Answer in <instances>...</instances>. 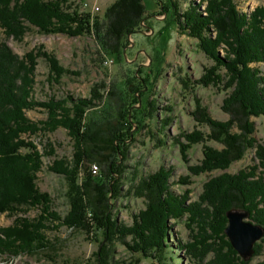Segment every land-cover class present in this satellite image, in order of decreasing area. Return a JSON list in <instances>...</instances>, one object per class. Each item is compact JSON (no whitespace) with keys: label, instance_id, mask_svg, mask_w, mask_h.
I'll list each match as a JSON object with an SVG mask.
<instances>
[{"label":"trees","instance_id":"obj_1","mask_svg":"<svg viewBox=\"0 0 264 264\" xmlns=\"http://www.w3.org/2000/svg\"><path fill=\"white\" fill-rule=\"evenodd\" d=\"M170 2L159 3L161 12L173 18L181 32L196 39L205 56L214 61L215 65L201 79L203 85L224 82L223 88L229 90L222 108L232 116L230 121L217 122L208 114L200 116L212 128L208 138L224 148L217 150L205 146L204 159L192 168L193 173L225 171L253 149L259 163L237 174L225 173L211 178L200 202L191 204L186 203L188 196L181 197L171 190L173 170L163 167L141 178L134 188L137 196L147 198V208L133 215V225L119 224L108 211L110 199L120 197L115 177L122 175L126 167L114 160L122 156L125 161L128 157L125 143L130 125H134L131 121L135 116L129 111L132 105L124 108L125 104L117 103L110 119L86 120L87 115L105 101L101 93L105 86L91 89L89 98L67 95L57 99L53 95L46 102H37L32 94L37 59L41 56L46 59L50 83L61 84L63 76L75 73L60 66L54 56L42 50L31 52L21 60L3 43L0 45V215L17 216L22 207L25 210L36 208L39 214L32 220L17 216L10 227L0 228V256L17 258L56 248L46 235L53 230L50 227L55 222L53 219L60 221L61 218L50 211V195L41 192L35 184L42 162L36 148L25 141L23 135L38 130L52 133L62 128L72 139L74 152L70 160H55L49 171L64 176L67 181L66 198L70 209L61 222L63 226L89 231V223L93 220L96 230L104 232L107 243L120 239L135 254L165 262L170 222L184 216L198 224L210 241L225 242L235 257L231 260L223 251H216L213 264H249L232 249L224 230L228 226L226 215L232 209L248 213L247 219L252 224L264 227V147L253 137L256 130L252 121L253 118L264 119V74L255 66L264 63V6L259 5L248 14L242 13L233 0H200L199 3L191 0L189 8L179 13V7L169 5ZM205 2L203 14L201 4ZM146 19L143 0H116L103 16L80 12L74 0H0V29L7 38L22 41L33 28L43 35L70 38L93 35L105 53L119 59L124 57L129 45L128 36L138 32ZM221 46L225 47L223 56L219 55ZM107 94L122 102L120 91ZM134 104H137L135 98ZM152 104L150 102L148 107L152 108ZM39 107L47 112L46 120L39 124L28 121L24 113ZM185 137L189 144L182 146V153L192 144L206 140L200 132ZM46 149L49 151L46 155H55L52 145L47 144ZM103 152L107 154L104 156ZM103 160L108 161L107 175H93V164ZM259 168L263 170L261 173ZM127 238L132 241L131 245L125 242ZM261 244L254 246L255 255L261 254ZM104 251L106 256L108 250ZM257 264H264V258Z\"/></svg>","mask_w":264,"mask_h":264},{"label":"rangeland","instance_id":"obj_2","mask_svg":"<svg viewBox=\"0 0 264 264\" xmlns=\"http://www.w3.org/2000/svg\"><path fill=\"white\" fill-rule=\"evenodd\" d=\"M115 1L74 0L80 12L96 16H103ZM167 1L143 0L148 19L142 23L138 32L128 36L129 45L125 57L122 56L121 59L105 53L93 35L76 38L56 34L43 35L38 29L33 28L26 33L22 41H17L12 37L7 38L0 29V45L6 44L21 60L31 52L42 50L54 56L60 66L77 74L63 76L61 84L50 83L48 81L50 68L46 59L41 56L36 60L37 68L33 77L32 94L35 101L46 102L53 95L57 99L65 98L67 95L89 98L91 89L105 86L106 89H101L105 101L100 102L86 118L96 122L110 119L117 103L125 104L124 108L132 105L129 111L135 116H132L131 121L134 125H130L131 129L126 134L128 141L125 143L128 157L125 161L122 160V156L114 160L120 166L126 167L122 175L115 177L120 197L118 195L110 199L108 211L114 221L126 226L133 225V215L147 208V198L137 196L134 188L140 184L141 178L154 174L163 167L173 170L170 179L171 190L181 197L188 196L186 203L191 204L200 202L204 187L211 178L225 173L237 174L259 163L253 149L241 160L233 162L225 171L217 170L198 175L193 173L192 168L199 166L204 159L205 146L217 150L224 148L221 143L208 138L212 134V128L200 116L208 114L217 122L230 121L232 116L222 108L229 90L223 88L224 82L203 85L201 79L205 72L215 65L214 61L205 56L197 46L196 39L181 32L178 23L161 12L159 3ZM170 1L169 5L172 3L179 7V13L186 11L191 2ZM192 1L199 3L200 0ZM233 1L242 13L248 14L259 5L264 6V0ZM205 8L206 2L201 4V13H205ZM224 48L221 46L220 56L224 55ZM255 66L264 74V63ZM219 74L222 75L223 72L219 71ZM112 90L118 94L121 92L122 102L116 96H108L107 92H113ZM134 98L137 104H134ZM150 102L153 103L152 108L148 107ZM24 114L28 121L38 124L47 117V112L40 107L27 110ZM252 121L256 130L253 137L264 147V119L253 118ZM234 131L237 132L238 129ZM195 132L202 133L206 140L192 144L182 153V146L189 144L185 135ZM23 139L33 144L42 162L41 169L36 173L35 184L41 192L50 195L48 205L49 208L51 206L50 211L61 218L60 221L53 219L55 222L50 225L53 230L47 231L46 235L56 248L34 255L23 254L17 258L0 256V264H100V260L103 261L102 264H213L216 251H223L226 257L233 259L231 257L234 255L226 248L225 242H214V239L210 241L204 230L199 229L198 224L191 223L184 216L180 220L170 222L165 262L158 258H145L135 254L120 239L107 243L104 232L96 230L93 220L89 223L91 225L89 231L72 230L63 226L61 222H64V216L70 209L66 198L67 181L64 176L49 171V168L54 166L55 160L71 159L74 152L73 141L66 129L62 128L46 134L38 130L23 135ZM47 144L52 145L55 150L54 156L46 155V152H49L46 149ZM104 154L107 153L103 152ZM107 163L108 161L103 160L100 164L97 162L93 164L92 174L105 177ZM262 171L259 168V172ZM21 210L17 216L30 220L36 219L39 214L36 208L25 210L22 207ZM17 216L6 213L0 215V228L10 227ZM226 240L229 241L227 236ZM125 242L132 244L130 238ZM189 246L196 249L192 250L188 248ZM261 246V254H254L247 261L239 254L238 257L243 262L257 264L264 258V244ZM103 250H108L106 256L102 253Z\"/></svg>","mask_w":264,"mask_h":264},{"label":"water","instance_id":"obj_3","mask_svg":"<svg viewBox=\"0 0 264 264\" xmlns=\"http://www.w3.org/2000/svg\"><path fill=\"white\" fill-rule=\"evenodd\" d=\"M248 216L249 214L242 210H230L226 215L228 226L224 230L231 247L244 261L255 254V244L264 238V227L248 222Z\"/></svg>","mask_w":264,"mask_h":264},{"label":"flooded vegetation","instance_id":"obj_4","mask_svg":"<svg viewBox=\"0 0 264 264\" xmlns=\"http://www.w3.org/2000/svg\"><path fill=\"white\" fill-rule=\"evenodd\" d=\"M170 12L172 11V7H170V10H169Z\"/></svg>","mask_w":264,"mask_h":264}]
</instances>
